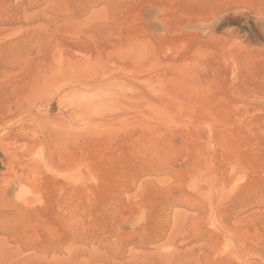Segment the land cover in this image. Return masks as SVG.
I'll use <instances>...</instances> for the list:
<instances>
[{"label":"rangeland","instance_id":"1","mask_svg":"<svg viewBox=\"0 0 264 264\" xmlns=\"http://www.w3.org/2000/svg\"><path fill=\"white\" fill-rule=\"evenodd\" d=\"M0 264H264V0H0Z\"/></svg>","mask_w":264,"mask_h":264}]
</instances>
